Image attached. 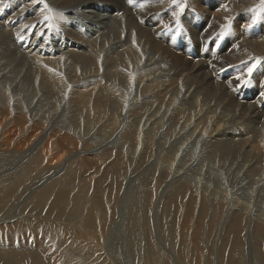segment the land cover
Returning a JSON list of instances; mask_svg holds the SVG:
<instances>
[{
	"label": "rangeland",
	"instance_id": "rangeland-1",
	"mask_svg": "<svg viewBox=\"0 0 264 264\" xmlns=\"http://www.w3.org/2000/svg\"><path fill=\"white\" fill-rule=\"evenodd\" d=\"M29 1L30 0H25V1L24 0H0V3L4 2L3 3V9L0 11V21H2L3 24H5V22L7 21V20L4 21L5 19H3V18H2L3 20H1V16H2L1 13L3 11H7V8L9 11L7 13V15L9 17L18 16L15 19V24L17 23L15 28L22 30L20 37L23 38L22 42H23L24 51L27 52L26 48H29V46H30L29 50L33 51L31 53H34L35 54L34 56H36L34 58L38 60V65H36L35 67L30 66V68L32 70H34V71H32L33 73H31V75H30V76H32V78H31L32 89L31 90L29 89L30 91L27 89V87H25V86L22 87V79H23L24 75L21 72H17L15 74L12 71H9L8 74L5 76L6 78H8L9 80H12L14 82L11 88L15 87L14 89H16L18 87V89L16 90L18 93V98H20L22 100L24 107H26V108L34 107L37 105L38 102L41 101L40 106L42 108L39 107V109L42 110L41 112H44L43 113L44 117H46L47 115L50 117V119L48 116L46 118L50 123L47 121V124H45V122H44L45 128H43V129H45L46 131L49 128V126H51L52 122L55 121V118L57 117L56 115H59V114H61V121H64L67 124H72L74 119L79 120V122L81 124L87 123L85 121V119L88 118V119H90L89 123H93L95 126H98V125L101 126V124L108 126L106 128L107 132L110 131V129L114 126H117V129L114 131V133H112L113 135L110 139V143H109L110 145L109 146H112V148H109V146H108L106 148V152H98L99 153L98 154L96 152L97 147L95 146L96 145L95 143L99 142L101 144H104L106 142V141H104L105 139L104 138L101 139V137L99 135L98 136L95 135L96 133L94 132V128H96V127L95 126L93 127V124H92V130L93 131H89V129H88V132H87V129L82 127L81 135L78 139V146L79 145L81 146V144L88 145V148H90L89 152H87L88 155H87V153H81V151L78 147L77 149L72 150L71 154L72 153L75 154L79 160L76 158H73V157H66V156H64L62 158V160L65 159V161L63 162L64 164H65V162H74L76 167H78L83 163L84 159L89 157L90 154L93 155L92 158L98 163L94 164L93 165L94 167H93V166H91V164L89 162H87L85 167L81 171L83 176H85L86 174H89L91 176H95L94 180L90 182L88 190H86L87 184L83 183L84 181H79L78 183L75 182V184H77L76 186L74 185V182H73V185L75 187H77V188H75V190L72 188V186H73L72 182H70L71 185L67 186L69 188L68 192H65V191L63 192L61 190L62 186L60 187L59 184L60 183H62V184L67 183V181H69L70 179H67L66 181L63 179H61V180L58 179L62 175L61 174L62 172L59 173L60 175L57 174L55 179H51L52 177H49L51 175V173L48 175V172H47L48 170L45 171L44 166H42V164L33 165V167L31 168L32 170H30V171L28 170V172H30V173H28V172L23 173V175L25 174L24 178L26 179L25 180L23 178V181L25 180L24 181L25 184L23 183V181H22V183L19 182V181H21L23 176L21 177V175H20V177H19V175L16 173L17 169H19L18 167H16V169H15V168H13V165H9L8 168L6 167L7 169L5 167H4L5 168L4 169L2 166V170L0 172L4 171L3 174H5L6 177H8L9 174L10 175L12 174L11 177L14 180L10 179L11 178L10 176L8 178H6V177H4L3 174L0 175V177H2L1 182H0V204H1L0 205V226H1L0 227V264H15L14 262L17 259L18 260L16 261V264H116V262H117V264H125V263L126 264H198V263L199 264H231V261L229 260V259H232L229 257L230 251L231 252L234 251V253H235L234 256H235L236 262L233 261V264H264V184H263L264 183V162L261 165L259 159L250 158V155L254 154V152L251 154L249 152L251 146L250 147L247 146L245 148L247 151L245 150L243 152L248 154L247 159L250 158L249 162H250L252 169H254V171L259 170L261 172L257 174L258 176L256 175L255 177H253L252 172H254V171H252V172L250 170L247 171V165L248 164L246 163V161L245 160H239V161L236 160V161H234V163L236 162L235 165L231 164L229 166V168L232 170V173L234 175H236V178H235L236 184L233 185L232 187H230L229 182L227 180L228 177L223 174V171H221L222 170L221 167H223V166L225 167L226 165H227L226 167H228V164L223 162L225 165H222V163L220 164L219 160H217V159L216 160L214 159L215 160L214 161L213 160L214 156H211V153L208 151L209 145L205 141L206 137H204L207 135H205V130L201 129L203 127L207 128L206 125H204V126L198 125L197 128H199V127L200 128L199 129L196 128L194 131L191 128H189L186 132H184V133L182 132L183 134L180 137L181 139L177 138L178 135L181 134V131H179V133H175L176 131L180 130V128L178 127V125H175L174 119H172L170 121L167 129L173 127L174 128L173 134L175 133V137L170 134L169 130H168L169 134L166 133L165 132V126L162 125L163 122L164 123L166 122L165 125L168 124L166 121V115L170 110V106L174 105L176 108L178 107V104H176V102L178 100L175 101L177 98L176 94L179 97L184 98L183 101L191 99L192 100L191 102L193 105H195V103H197V102L201 103L203 101H208L205 98V92H203V90H201V88H203L204 85H202V83L199 81L200 78L202 81H204L203 84L209 83V87H210L211 91L215 92V93L213 92L214 95L212 94L213 95V97L211 99L212 101L215 98V96H216L215 100L218 99L219 96H225V97L227 96V97L231 98L230 101L234 102V105L236 106L234 108V110L231 108H228V111L224 113L225 116L227 115L226 116L227 119H230V118L232 119L234 117L238 118V116H239L238 112H240L241 110H243V111L249 110L248 112H250V114H251V112L254 110V107L257 106L262 99H264V52L261 51V53H262L261 54L259 51L252 48L254 46L248 45L249 48L245 49V50L250 51V53H249L250 55H249L242 48L243 44H244L243 47L245 48V43L254 44V42H255V44H260L261 42H264V5L261 4V0H248V1L243 0L244 2H241L242 0L241 1L240 0H205V2H204V0H197V1L196 0H176L175 3L173 2V0H168L167 2H166V0H146L145 2L150 1V3H147V4L141 3L140 6H138V7H142V8L147 7V8H145L147 10L146 25H144L145 23L144 24L141 23V21H139L140 19H137L138 17H135V14H133L132 16L135 18L132 17V21L130 20L131 22L129 23V26H130V24H133V26L132 25L130 26L131 34L130 33L129 34L131 36H129V38H128V44H127L128 47H125V45H124V47H122L123 49L118 48L116 51L117 54L115 53L117 56L121 57V55H124L123 57L124 58L126 57L125 60L123 61L124 63L122 64L123 67L122 66L120 67V65H118L120 68V71H119L118 66L115 65L114 62L111 60L112 57H114L113 55H115V54L108 51L102 45H100V49L103 50L102 54H99L98 52H94V51H100L99 49L93 50V48L89 49L88 47H85V48H87L89 50L81 48V49H79V52H73L75 55L80 54L79 56L84 57L85 59L90 58V60H92V61L94 60L95 64L92 62V64L85 65L84 70H83L82 66L74 63V58L72 57V55H67V56L61 57L63 60L60 59L59 57L52 58V59L48 60V59H44V58H41L40 56H38L39 55L38 52L41 50V47H40L41 41L43 39L47 40L50 37H53L55 39V41L57 42V45H59V46H56L59 52H61L62 47H64L65 51L71 50L72 47L69 48V46H72V45H69V43H68L69 42L68 35L66 33H59L58 32V29L60 28L59 23H58L59 20H57L53 17L52 12L54 9V11H57V12L59 11L58 13H61L60 15H66L67 13H65V12L72 11L74 13L76 8H75V6L66 7V6H71L70 3L69 4L65 3V6L58 5L57 7L54 8L50 1L44 0V3H47L49 8L52 9V11L49 12L47 9H44L43 3H34L33 0H31L30 2ZM156 1H158L157 4H156ZM12 2H14V4ZM152 3H153L154 7L153 6L150 7V5ZM191 3H192V5H191ZM235 3H237V4H235ZM148 4H150V5L148 6ZM161 4H162V6H161ZM164 4H166V5H164ZM10 5H11V7H10ZM88 5H85L83 7L85 8ZM90 5H91V7H89L88 9L94 10L96 13H100V11L102 13L103 12L107 13V11L105 10V7H106L105 3L95 1L93 3L91 2ZM144 5H146V6H144ZM179 5H183L182 10L179 7ZM238 5H239V7H238ZM99 6H100V8H99ZM70 8H74V9H70ZM98 8H99V10H98ZM108 8L111 9V12L114 9L113 7H110V6ZM158 10H159V12H158ZM218 10L220 12H218ZM221 10H222V12H221ZM248 12H250V14H247ZM175 13H179V16L177 17L176 15H174ZM213 13L215 15H213ZM219 13H221V15H219ZM257 13H259L260 18L257 20L256 25L254 24L251 28H248L246 25L250 24L253 16L257 15ZM75 14H76V16H79L77 11ZM172 14H173V16H172ZM187 14H189V16ZM105 15L107 17L109 16V14H105ZM45 16L53 17V19L51 20L53 27H51V28L48 27L49 22L44 21ZM152 16H154V18ZM227 16H229V17H227ZM75 19L77 20L78 24H80V25L85 26V23L87 24V22L84 23L83 19H81L79 17H75ZM172 19H174V20H172ZM215 19H216V21H215ZM225 19H227V20L225 21ZM247 20H248V22H247ZM190 21H192V22H190ZM152 23H154V24H152ZM212 23H214V24H212ZM5 25H8V27L13 26L12 23L5 24ZM9 25H11V26H9ZM26 25L28 26L27 28H25ZM226 25H227V28H225ZM72 26H73L72 30H74L75 28H79L77 24H73ZM86 26H88V25H86ZM153 26L156 27L157 29L154 28ZM99 27H100V29H102V28H105V25L100 24ZM139 27H140V30H139ZM15 28H13V29H15ZM148 28H149V30H148ZM243 28L246 30H244ZM135 30L137 33L135 32ZM146 30H148V31L146 32ZM213 30H214V34L212 32ZM117 31H118L119 36L121 34L123 35V33L125 32V30L123 28H119V29H117ZM120 31H121V33H120ZM141 31L142 32L144 31V32L142 33ZM139 32L142 33L141 34L142 36L140 35ZM222 32L224 33L223 36H221ZM98 33L99 32H96V34H98ZM103 33H105V32H103ZM177 33H179V34H177ZM0 34H3V33H0ZM61 34H64V38H61ZM164 34H166V35H164ZM3 35H5V34H3ZM158 35L160 38L158 37ZM130 37H131V41H130ZM95 38H99L98 40L100 41V44L104 43L105 41L108 40L107 34H102L101 36L95 37ZM104 38H106V39L104 40ZM212 38L215 40H213ZM147 39H148V41H147ZM136 40H138V41H136ZM151 40H152V42H151ZM235 40L238 42H236ZM72 42H76V43L80 44V41H78V40H76V41L73 40ZM145 43L148 44V46L145 45ZM233 43H235V44L239 43L238 47L236 45H235L236 46L235 47ZM140 44H141V46H140ZM159 44H160V46H159ZM80 45H78V46H80ZM135 45H137V46H135ZM143 45H144V47H143ZM157 45H158V47H157ZM81 46H83V45H81ZM145 46L147 48H145ZM230 46H231V48H230ZM239 47L241 49H239ZM140 48L143 50H141ZM236 48H238L240 50V52H238L239 50ZM207 49L210 51V53L208 52ZM1 50H3V48H0V53L2 54L3 52ZM90 50H92V52L86 53V51H90ZM127 50H128V53H127ZM133 50H135L137 52L139 50V52L135 53V51H133ZM148 50H149V52H148ZM45 51H47V50H45ZM81 51H83V53ZM155 51L157 52V54H155L156 53ZM233 51H234V53H233ZM158 52L160 54H158ZM162 52H164V53H162ZM140 53L141 54L143 53V54L141 55ZM220 53L223 55H220ZM240 53H245L246 55H244L242 58H239ZM134 54L137 56L136 60H138L140 63L137 61V64H136V60H135L136 56L134 57ZM149 54H150V56H149ZM91 56H93V57H91ZM152 56H153V58H152ZM163 56H164V59H163ZM205 58L206 59L208 58L207 59L208 61ZM2 59H4V58H2ZM29 60H30V58H29ZM128 60H130V61H128ZM175 60H176V62H175ZM205 60H206V62H205ZM125 61H127V62H125ZM214 61L218 62L219 64L214 63ZM241 61H244V62H241ZM253 61H256V63H255L256 66L253 69L251 75H248V72H247L248 68L247 67H250L254 63ZM150 62H151V64H150ZM232 62L233 63L235 62L236 65L233 64ZM129 63H131L133 67ZM147 63H148V65H147ZM197 63L199 65V71L193 72L194 64H197ZM221 63H222V65H221ZM127 64H129V65L127 66ZM166 64H168V65H166ZM241 64H242V67H241ZM190 65L192 66L191 68H190ZM262 65H263V67H262ZM161 66H162V68H161ZM172 66H173V68H172ZM98 67H100V68H98ZM131 67H132V72H130ZM156 67L161 68V70H162L161 73L164 74L163 72H165V75H167V77H164L163 79H160V78L152 79V77L154 76V72L156 73V70L158 69ZM163 67H165V68H163ZM90 68H92V69H90ZM124 68H126V69L128 68V70L125 69L126 72H123ZM242 68L243 69L245 68V69L243 70ZM149 69H150V71H149ZM163 69H165V70L168 69V71L167 70L165 71ZM178 69H179V71H178ZM190 70H191V72H189ZM80 71H82V72H80ZM135 71H136V73H134ZM223 71H224V73H223ZM139 72H140V74H139ZM149 72L150 73L152 72V75L147 77ZM233 72L236 74H234ZM119 73H120V75H119ZM204 73H207V74H204ZM215 73H217V74H215ZM256 73L258 74V76H260L259 78L256 75ZM35 74H36V76H33ZM144 74L145 75L147 74V75L145 76ZM141 75H143V76L140 77ZM125 76H126V78H125ZM129 76H130V78H129ZM52 77L53 78L55 77V79L53 80ZM177 77L178 78L180 77V78L178 79ZM184 77H185V79H184ZM57 78H58V80H57ZM87 78H88V80H90V83L84 84L87 81ZM45 79H49V80L47 81ZM62 79L65 81H63ZM42 80L44 83L47 81V84H43ZM68 80H70V81H68ZM112 80L114 81V83L112 82ZM117 80H118V82H117ZM151 80H154L156 82H152ZM228 80H230V82ZM245 80L247 81L246 84L243 83V81H245ZM59 81H60V83H58ZM61 81H63V82H61ZM179 81H180V83H179ZM68 82H70L69 85H67ZM49 83H50V85H48ZM181 83H183V84H181ZM230 83H232V84H230ZM54 84L55 85L57 84V85L55 86ZM115 84H119V85H115ZM70 85H71V87H70ZM147 86H150L148 88V90L150 89L149 94L151 93L152 94L151 96L146 92ZM155 86L158 87V89ZM189 86H191V88H189ZM49 87H50V89H49ZM66 87H69V88H66ZM124 87L127 90L124 89ZM230 87L232 90L230 89ZM235 87L239 88L238 90H239V96H240V97L237 96L236 99H235V93L233 90ZM43 88H44L45 93H47V94L43 93L44 92L42 90ZM56 88H58V89L56 90ZM62 88L66 89V90H63ZM187 88H189V89L187 90ZM56 91H61L60 92L61 95H59V93L57 94ZM105 91H107V92H105ZM49 92L50 93L53 92V93L50 94ZM62 92H63V94H62ZM159 93H161V94H159ZM49 94H50V97H49ZM65 94L69 95L68 98H66L67 95H65ZM34 95H35V97H34ZM51 95L53 97L52 100H54V101L51 100ZM58 95L61 97H59ZM113 95L116 97L117 100H115ZM132 95L133 96L135 95L134 96L135 98L132 97ZM241 95H242V97H241ZM86 96H88V97L86 98ZM89 96H90L91 100H90ZM56 97L60 98V100ZM38 98H40V99H38ZM61 98L63 99V101H61L62 100ZM149 98L151 99V101ZM148 99H149V101H148ZM118 100H121V101H118ZM147 101L149 103H151V102L153 103L154 108L157 110L158 114L160 115L158 119H160L162 117V115H164L162 117L160 126H157V123H156L158 119L154 122L156 124L154 125L153 128H152V124H154V123H152V124L147 123L148 119H150V117H151V116L149 117V112L152 111V106H149V104H147ZM29 103H32V104L29 106ZM86 103H88V104H86ZM117 103L121 104V105H118ZM57 104H59V105H57ZM65 104H66V107H64ZM109 104L113 108H115V112H114L115 114L114 115L108 114ZM114 104H117L118 106L114 105ZM145 104H147V105H145ZM180 104H181V102H180ZM53 106H55V107H53ZM130 106H133V109ZM162 106H163V108H162ZM83 107H84V109H83ZM120 107L124 108V109H122L123 114H121V115L119 114L120 113ZM58 109H60V110H58ZM81 110H83V111H81ZM84 110H86V111H84ZM259 110L261 111L260 113H262L263 112L262 110H264V107L262 108V110L261 109H259ZM52 111H54L55 113ZM106 112H107V114H106ZM165 112H167V113L164 114ZM177 112H178V110L174 113L173 117L176 116ZM99 113L105 114V119L101 118V120H99L98 119L100 117ZM214 113H215V115H214ZM117 114H118L117 117H119V119H117V117H116ZM210 114L212 116V119H211L212 125H215L214 122L218 118V111L214 107H208L203 114L204 120L202 119V116H201L199 121H205L207 119V116ZM263 114H264V112H263ZM129 115H130V118H129L130 121H128ZM113 116L115 118H113ZM121 118H122V121H121ZM43 119H45V118H43ZM114 120H116V121L118 120V122H117L118 125H116ZM136 120H140V121L143 120L144 127L141 128L142 131H139L140 135H138V139H140L141 142L140 143L138 142V144L132 149L131 152H133V150L135 148H137V151H135V154H133V153L129 152V150L131 148V142L128 141V134H127L128 130L127 129L132 128V122L133 121H134V124H136V123L139 124V121L136 122ZM27 121H29L27 123L28 125H32L31 119H28ZM144 121H146V122H144ZM183 122H184V120H183ZM238 122L237 121L235 122L233 120L232 123H230L228 126V128L233 127V128H231V130H232V134L236 136L234 138L235 142H238V144H239L241 142V140L253 141L254 136H255L258 139H260L257 142H259V143L261 142V143L260 144H252V147L254 148L253 151L259 152V150L256 151V149H258L259 147H260V149L263 150V147H264V144H263L264 143L263 142L264 141V135H263L264 134V117H263V120L259 121L258 125H255V127H253V125L251 123H248L247 121H241L239 123ZM146 123H147V126L149 125L148 129H151L150 132L143 130L146 127L145 126ZM190 123H191V121H190ZM233 125H235V126H233ZM123 126H126L125 131H127V133H125V131L122 129ZM207 126H208V124H207ZM219 128H220V126H219ZM233 129H235L237 131L240 130V132L239 131H238L239 133L237 131L235 132V130H233ZM198 130H200V131H198ZM249 130H250V132H249ZM253 130H255L256 132L255 131L252 132ZM43 133H45V132H43ZM156 133H157V135H156ZM185 133H188V134H185ZM253 133H256V134L253 135ZM240 134H242V135H240ZM250 134L253 135V138L251 137L252 135H250ZM143 135H145V137H146L145 143L143 141V139H144ZM244 135H247L248 137H246ZM189 136L191 137V139ZM86 137H88V138L90 137V139L85 140ZM119 137H120V139H119ZM175 138H177V139H175ZM262 139H263V141H262ZM172 140H173V142H172V145H173L172 146V153H171V151H168L167 156H166V149L165 148H168L166 146ZM179 140H181V141H179ZM226 140H225V142L228 143ZM158 141L160 143H157ZM194 141L196 142L197 147H199V148L196 147L193 151L191 149L189 143L194 142ZM120 142L124 143L123 147H121ZM132 142L134 143V141H132ZM254 145H257V147L255 148ZM193 146H195V145H193ZM88 148L85 149V151H87ZM186 148H187V150H186ZM98 149H100V147H98ZM176 150L178 152H176ZM262 150H260L259 153H261ZM0 151H3V150L0 149ZM28 152L29 151L22 152V154L18 153L17 157L12 156L10 158V161H12L15 158L16 162L19 161L18 163L20 165L21 162H20L19 158L21 155H25L23 157L24 159L22 158V160H21L22 162L27 161L31 157L30 154L26 155ZM90 152H93V153H90ZM160 152H162V154ZM115 153H118L119 156H121L122 154L123 155L125 154V155L121 156V162L114 171L105 173L106 166L115 161V157H116ZM174 153H176V154L173 155ZM188 153L192 156L187 157L189 155ZM200 153L202 154V158H200ZM183 154L184 155L186 154V162H181V158H182L181 155H183ZM52 156L53 157L61 156V153L59 150L54 151L52 153ZM133 157H136V158H133ZM140 158L143 162L141 160H139ZM159 158H161V160ZM56 159H58V158L56 157ZM103 159H106V161L102 162ZM258 160H259V162H258ZM62 164H60V165H62ZM121 164H122V166L124 165L123 168L121 167ZM240 164L243 165V168H244L243 169L241 167L242 168L241 172L236 170V167L239 166ZM152 165H153V167H152ZM134 166H135V168H134ZM172 166H174V167H172ZM210 166L212 167V169ZM91 167H92V169H91ZM215 169H217V170H215ZM58 170H61V168L59 167ZM65 170L66 169H64L63 171L65 172ZM184 170H186V171H184ZM144 171H145V173L143 175L142 174L140 175V173L144 172ZM213 171H215L216 173ZM12 172H14V173H12ZM119 172H121L122 174ZM175 172H177V174H179V175L182 173L179 178H182L181 180H183V181L186 180V183L191 184L190 185L191 187H189V189L185 193H181L182 196L180 194L175 196L173 198V202L170 203L169 201L172 197H169V195H163V192H164L163 187L166 188L168 182L175 176V174H174ZM209 172H211V173L213 172L212 176L214 174H215V176H217L216 177L218 179V180H216L217 184H220V188L222 189V191H224L222 194L211 192L210 185L205 187V183L209 179V178L207 179L205 174H208ZM243 172L245 173L247 178L246 177L243 178V176H244ZM14 174L18 175V176H15ZM30 175L32 178L30 177ZM118 175H119V177H118ZM120 175H121V177H120ZM166 176H168V177H166ZM14 177L15 178L17 177V178L15 179ZM74 177H76V178L79 177L77 175V172H74ZM250 177L252 179H255V184ZM206 179H207V181H206ZM16 180L17 181L19 180L18 182L20 184ZM49 180H51V181H49ZM213 180L214 179H212V181ZM53 181H56V183H54ZM188 181H191V182L189 183ZM48 182H49V184H48ZM52 182H53V184H52ZM92 182H95V183H93V186L91 185ZM218 182H221V183H218ZM28 184H30L31 186ZM37 184H39V185H37ZM251 184H254V186H255L254 187L255 189H253L252 191L249 190L251 187ZM32 185H33V187H32ZM53 185H55V186H53ZM29 187H30V189H29ZM257 188L260 191V192L257 191L258 194L256 193ZM36 190L39 192H36ZM57 193H58V195H57ZM35 194H38L37 195L38 197ZM61 194L64 196H59ZM55 195H57V196H55ZM139 195H141V197H140V200L138 201L137 197ZM203 195L205 196V198L207 197L206 203H207L208 208L202 206L203 205V203H202L203 202ZM54 196L56 198H54ZM209 197H211V198H209ZM115 198H116V201H115ZM233 198H235V201L239 200L240 202H245V205L248 207V209L246 210V213L243 215L246 218L242 219V221H243L242 223H244V225L241 223V227H240L241 231L236 234L235 239H234V236L228 237L229 235H228L227 229L229 227V225H228L229 221H227V218L225 216L226 215V213H225L226 209H224L222 207V206H224L225 208L226 207L228 208L229 206H231L230 204L233 201ZM55 199L56 200L58 199L59 202L56 201ZM84 199H85V201H84ZM210 199H214L215 203L218 206V209L216 208V210L214 212L212 211L213 209L211 206ZM106 200L109 201L108 204H104ZM28 201H29V203H28ZM168 202L170 203V205L168 204ZM17 203H18V205H17ZM56 203H58V204H56ZM132 203H134V204H132ZM67 206H68V208H67ZM8 207L10 209H8ZM26 208H27V210H26ZM57 208H59V209L57 210ZM87 208H88V211H87ZM203 208H206V209L203 211ZM62 209H64L63 210L64 213H63ZM94 209H95V211H94ZM31 210H33V211H31ZM67 210L69 211V213ZM130 210H131V213H130ZM10 212H11V214H10ZM28 212H30L31 214ZM39 212H41V213H39ZM58 212H61L62 215ZM14 213H16V214H14ZM37 213H39V215ZM63 214H65L66 217L63 216ZM88 214H90V217H93L94 219L99 220V223H98V221L94 220L93 218H90ZM209 214H213L214 216H211V215L209 216ZM254 214H255V216L257 215V217H260V216H258L260 214L261 215L260 218L262 219V221L260 218H257L254 221L250 220L254 217ZM44 216H46V217H44ZM102 216H106L108 219H110L112 222H114L113 225H110V223H105ZM61 217L63 218V220L60 221ZM67 217H70L71 221H70V218L67 219ZM84 217L87 220L84 219V221H83ZM202 217H203V219H202ZM210 217H211V219H210ZM29 218H31V220ZM37 218L40 221L39 220L37 221ZM88 218H89V220H88ZM48 219H49L48 222L51 223V226L47 222ZM91 219L93 222L91 221ZM86 221H88L87 222V223H89L88 225L86 223H84ZM89 221L91 222V226L93 225L92 227L90 226ZM216 221H217V223H216ZM247 221H249V222H247ZM251 221H253V222H251ZM14 222L20 226H17V224H15ZM35 222H38V223H35ZM132 222H134V223H132ZM222 222H224V223H222ZM262 222H263V224H261ZM12 223H13V225H12ZM31 223H34V224H31ZM56 223L59 226L56 225ZM181 223L183 224V234L187 233L184 231V229L187 231L186 226L195 225V226H193L194 230H196V234H195L196 240L194 242L197 244L198 249L196 248V250H195V249L191 248L190 243L187 242L188 241L187 239H185L186 235L185 234L183 236L181 235V233H182ZM198 223H200V225ZM253 223H254V225H253ZM259 223H260V225H258ZM29 224L32 227H30ZM246 224L247 225L249 224L248 229H247V227H244V226H246ZM6 225H8L9 227ZM71 225L75 226V227L73 226V232L71 231V229H72ZM197 225H199V226L197 227ZM15 227L16 228L18 227V229H16ZM51 227L52 228L54 227V228L52 229ZM4 228H6V229H4ZM27 228H29V229H27ZM122 228L125 230L126 233H129L131 228H132V230H135V231L138 229L136 232L137 237L132 236V239H129L130 238V234H129V237L127 238L128 239L127 240L126 236H124V233H123L124 230L122 231ZM192 228H191V230H192ZM200 228L202 229V231H199ZM244 228H246V229H244ZM79 229H81V230H79ZM91 230L93 232H90ZM253 230H254V232H253ZM84 232H85V235H84ZM257 232H259V233H257ZM68 233H69V235H68ZM188 233H191V231H189ZM107 234L109 235V237H107L108 236ZM223 234L225 235V237L223 236ZM126 235L128 236V234H126ZM226 236H227V238H226ZM140 237H142V238H140ZM182 237H184V240H186V241L182 240L183 239ZM35 238H36V240H34ZM37 238L39 240L41 239L40 240L41 242L38 241ZM105 238H107V240H105ZM44 239H46V240L43 241ZM140 240H141V242H140ZM11 242H13L14 245ZM47 242H48V244H47ZM198 242H200V243H198ZM23 243H25V244H23ZM41 243H43L42 245L44 248L41 249V251H40L41 255H40V254H38V252H36V250H37L36 247L40 250V247H42V246L41 245L39 246V244H41ZM100 243L102 244V246ZM36 245H38V246H36ZM89 245H90V248H89ZM105 245H106V247H105ZM2 247H3V249H2ZM46 248H48V249H46ZM201 248H202V250H201ZM4 249H6L7 251ZM16 249L18 252L16 251ZM129 249H130V251H129ZM183 249H185V251ZM221 249H222V251H221ZM42 250H44L45 253H44V251L42 252ZM223 250H224V252H223ZM19 251L22 253H20ZM27 251H29L31 254L29 252H28L29 254H27ZM8 252H10V253H8ZM18 253L20 255L22 254L21 255L22 258H20ZM26 254L29 257L26 256ZM12 255H14V256H12ZM153 255H154V258H153ZM200 256H201V258H199ZM14 257H16V258H14ZM37 257L39 259H37ZM134 257H136V258H134ZM33 258L35 259V262H32L34 260ZM113 258H114V260H113ZM42 259H43V262H41ZM11 260H13V262Z\"/></svg>",
	"mask_w": 264,
	"mask_h": 264
},
{
	"label": "bare ground",
	"instance_id": "bare-ground-1",
	"mask_svg": "<svg viewBox=\"0 0 264 264\" xmlns=\"http://www.w3.org/2000/svg\"><path fill=\"white\" fill-rule=\"evenodd\" d=\"M25 1V0H24ZM31 1V0H30ZM29 1V2H30ZM48 1H50L51 3H52V5H53V7L55 8V7H57L58 5H61V6H65V3H70V5L71 6H66V7H73V6H75V8H76V10H75V12L73 13L72 11H68V12H65V13H67L66 15H60L61 13H58L57 11H54V9H53V12H52V15H53V17L55 18V19H57V20H59L58 21V23H59V26H60V28L58 29V32L59 33H66L67 35H68V39H69V45H72V46H69V48L70 47H72L71 48V50H69V51H65L64 50V47H62L61 48V52H59L58 51V49H57V47L56 46H59V45H57V42L55 41V39L53 38V37H50L49 39H47V40H42L41 41V43H40V47H41V50L38 52L39 53V55L38 56H40L41 58H44V59H48V60H50V59H52V58H56V57H59L60 59H62L61 57H63V56H67V55H72V57L74 58V63H76V64H79L80 66H82V68H83V70H84V66L85 65H87V64H92V62L95 64V62H94V60L92 61V60H90V58L88 59V58H84V57H81V56H79L80 54H74L73 52H79V49H81V48H83V49H86V50H89V49H91V48H93V50H96V49H99L100 51H94V52H98L99 54H102L103 53V50H101L100 49V45H102L103 47H105L108 51H110V52H112L113 54H115L116 53V51H117V49L118 48H122V47H124V45H125V47H128V38H129V36H131L130 34H131V32H130V26L132 25L133 26V24H130V26H129V23L132 21V15L133 14H135V17H138L137 19H140L139 21H141V23H145L144 25H146V22H147V16H146V14H147V10L145 9V8H147V7H138V6H140V4L141 3H144V4H147V3H150V1H147V2H145L146 0H135V3L133 4V5H130L129 3H128V0H48ZM95 1H98V2H102V3H105L106 4V7H105V10L107 11V13L106 12H101L100 11V13H96L94 10H90V9H88L89 7H91V5H90V3L92 2H95ZM168 0H166V2H167ZM197 1V0H196ZM241 1V0H240ZM248 1V0H247ZM90 2V3H89ZM157 2L158 1H156V4H157ZM195 2V1H194ZM204 2H205V0H204ZM241 2H244L243 0L241 1ZM252 2V1H251ZM3 3L4 2H1L0 3V11L3 9ZM13 4H14V2H12ZM164 3V2H163ZM162 3V4H163ZM221 3V2H220ZM226 3V2H225ZM89 4V5H88ZM162 4H161V6H162ZM168 4V3H167ZM214 4V3H213ZM235 4H237V3H235ZM85 5H88L87 7H83V6H85ZM100 5V4H99ZM150 4H148V6H149ZM160 5V4H159ZM164 5H166V4H164ZM191 5H192V3H191ZM219 5V4H218ZM241 5V4H240ZM95 6V5H94ZM103 6V5H102ZM113 7L114 9H113V11L111 12V9L110 8H108V7ZM144 6H146V5H144ZM151 6H153V3L150 5V7ZM10 7H11V5H10ZM9 7V8H10ZM154 7V6H153ZM197 7V6H196ZM209 7V6H208ZM218 7V6H217ZM229 7V6H228ZM238 7H239V5H238ZM245 7V6H244ZM34 8V7H33ZM62 8V7H61ZM99 8H100V6H99ZM99 8H98V10H99ZM102 8V7H101ZM159 8V7H158ZM189 8V7H188ZM214 8V7H213ZM212 8V9H213ZM247 8V7H246ZM253 8V7H252ZM16 9V8H15ZM32 9V8H31ZM41 9V8H40ZM70 9H74V8H70ZM38 10V9H37ZM232 10V9H231ZM236 10V9H235ZM251 10V9H250ZM36 11V10H35ZM44 11V10H43ZM76 11H77V13L79 14V16H76ZM192 11V10H191ZM195 11V10H194ZM254 11V10H253ZM9 11H8V8H7V11H3L1 14H2V16H1V20H3V19H5L4 21H6L5 22V24H10V23H12L13 24V26L12 27H8V25H5V24H3V22L2 21H0V33H3V34H5V35H3V34H0V48H3V50H1L3 53L1 54L0 53V149H2L3 151H0V171L2 170V166H3V168L5 167H7L8 168V166L9 165H13V168H15L16 169V167H18L19 169H17V171H16V173L19 175V177H20V175H21V177H22V179H21V181H19V182H21L22 183V181H23V178H24V176H25V174L23 175V173H27L28 172V170L30 171V170H32L31 168L33 167V165H40V164H42V166H44V170L45 171H47L48 172V175L51 173V175L49 176V177H52L51 179H55V177L57 176V174H59V173H61L62 175L58 178V179H63V180H67V179H70L69 181H67V183H64V184H62V183H60L59 184V186L61 187L62 186V191L64 192H68V185L70 186L71 185V183L70 182H72V185H73V182H74V185L76 186L77 184H75V182L76 183H78L79 181H84L83 183H86L87 184V188H86V190H88L89 189V185H90V182L91 181H93L94 180V178H95V176H91V175H89V174H86L85 176H83L82 175V173H81V171H82V169L85 167V165H86V163L87 162H89L90 164H91V166H93L94 164H96V163H98V162H96L93 158H92V154H90L89 155V157L88 158H86V159H84V161H83V163L80 165V166H78V167H76V165L74 164V162H65V164L63 163L64 161H65V159L64 160H62V158L64 157V156H66V157H73V158H76V159H78L77 158V156L75 155V154H71V151L72 150H74V149H77L78 147H79V149H80V151H81V153H87V152H89V150H90V148H88V145H84V144H81V146L79 145L78 146V139H79V137H80V135H81V131H82V127H84L85 129H87V132H88V129H89V131H93L92 130V124L93 123H89L90 122V119H88V118H86L85 119V121L87 122V123H83V124H81L80 122H79V120H76V119H74V121H73V123L72 124H67L66 122H64V121H61V114H59V115H56L57 117L55 118V121H53L52 122V124H51V126H49V128L47 129V131L45 130V129H43V128H45V124H47V116L46 117H44L43 116V113L44 112H41L42 110H40L39 109V107H41L40 106V102H38L37 103V105L36 106H34V107H29V108H26V107H24V105H23V103H22V100L20 99V98H18V93H17V89H18V87L16 88V89H14V88H11L12 87V85H13V81L12 80H9L8 78H6L5 76L8 74V72L9 71H12L13 73H17V72H21L23 75H24V77H23V79H22V87L23 86H25V87H27V89L29 90H31L32 89V86H31V78H32V76H30L31 75V73H33L32 71H34V70H32L31 68H30V66H36V65H38V60L37 59H35L34 57H36V56H34L35 54L34 53H31V52H33L32 50H29L30 49V46H29V48H26V50H27V52L26 51H24V47H23V42H22V37H20L21 36V29H17V28H15L16 27V25H17V23L15 24V19L18 17V16H14V17H9L8 15H7V13H8ZM45 12V11H44ZM158 12H159V10H158ZM218 12H220L219 10H218ZM221 12H222V10H221ZM118 13V14H117ZM215 13V12H214ZM213 13V15H215ZM105 14H109V16L107 17ZM156 14V13H155ZM229 14V13H228ZM227 14V15H228ZM241 14V13H240ZM244 14V13H243ZM247 14H250V12H248ZM175 15V14H174ZM188 16H189V14H187ZM219 15H221V13H219ZM232 15V14H231ZM32 16V15H31ZM61 16L63 17V18H61ZM172 16H173V14H172ZM185 16V15H184ZM217 16V15H216ZM253 16V15H252ZM75 17H79V18H81V19H83V21H84V23L85 22H87V24L85 23V26H83V25H80V24H78V22H77V20L75 19ZM135 17H133V18H135ZM153 18H154V16H152ZM175 17V16H174ZM227 17H229V16H227ZM3 18V19H2ZM193 18V17H192ZM215 18V17H214ZM218 18V17H217ZM216 18V19H217ZM223 18V17H222ZM216 19H215V21H216ZM224 19V18H223ZM243 19V18H242ZM241 19V20H242ZM248 19V18H247ZM131 20V21H130ZM152 20V19H151ZM172 20H174V19H172ZM227 19H225V21H226ZM214 21V20H213ZM219 21V20H218ZM190 22H192V21H190ZM220 22V21H219ZM245 22V21H244ZM247 22H248V20H247ZM250 22V21H249ZM19 23V22H18ZM137 23V22H136ZM251 23V22H250ZM73 24H77L78 25V27L79 28H75L74 30H72V28H73ZM100 24H103V25H105V28H102V29H100V27H99V25ZM135 24V23H134ZM148 24V23H147ZM152 24H154V23H152ZM212 24H214V23H212ZM243 24V23H242ZM42 25V24H41ZM86 25H88V26H86ZM142 25V24H141ZM168 25V24H167ZM216 25V24H215ZM222 25V24H221ZM255 25H256V23H255ZM2 26V27H1ZM9 26H11V25H9ZM143 26V25H142ZM148 26V25H147ZM213 26V25H212ZM247 26V25H246ZM137 27V26H136ZM141 27V26H140ZM140 27H139V30H140ZM154 27V26H153ZM13 28H15V29H13ZM119 28H123L124 30H125V32L123 33V35L121 34L120 36L118 35V31H117V29H119ZM154 28H156V27H154ZM246 28V27H245ZM136 29V28H135ZM138 29V28H137ZM144 29V28H143ZM147 29V28H146ZM151 29V28H150ZM153 29V28H152ZM157 29V28H156ZM244 29V28H243ZM138 30V31H139ZM148 30H149V28H148ZM148 30H146V32L148 31ZM187 30V29H186ZM244 30H246V29H244ZM263 30V29H262ZM102 31V32H101ZM259 31V30H258ZM96 32H99L98 34H96ZM103 32H105V33H103ZM135 32H136V30H135ZM142 32V31H141ZM139 32L140 33V35L144 32ZM145 32V33H146ZM155 32V31H154ZM213 32V34H214V30L212 31ZM232 32V31H231ZM120 33H121V31H120ZM130 33V34H129ZM137 33V32H136ZM144 33V34H145ZM156 33V32H155ZM209 33V32H208ZM58 34V33H57ZM102 34H107V38H108V40L107 41H105L104 43H101L100 44V41L98 40L99 38H95V37H99V36H101ZM212 34V33H211ZM228 34V33H227ZM259 34V33H258ZM139 35V34H138ZM146 35V34H145ZM164 35H166V34H164ZM207 35V34H206ZM246 35V34H245ZM255 35V34H254ZM142 36V35H141ZM153 36V35H152ZM212 36V35H211ZM232 36V35H231ZM146 37V36H145ZM158 37H159V35H158ZM61 38H64V34H61ZM133 38V37H132ZM136 38V37H135ZM160 38V37H159ZM250 38V37H249ZM259 38V37H258ZM106 38H104V40H105ZM134 39V38H133ZM139 39V38H138ZM146 39V38H145ZM152 39V38H151ZM213 39V38H212ZM236 39V38H235ZM253 39V38H252ZM256 39V38H255ZM254 39V40H255ZM30 40V39H29ZM73 40H78V41H80V44L81 45H83V46H81L80 44H78V43H76V42H72ZM213 40H215V39H213ZM251 40V39H250ZM40 41V40H39ZM130 41H131V37H130ZM136 41H138V40H136ZM141 41V40H140ZM147 41H148V39H147ZM225 41V40H224ZM236 41V40H235ZM234 41V42H235ZM246 41V40H245ZM256 41V40H255ZM261 41V40H260ZM62 42V41H61ZM151 42H152V40H151ZM150 42V43H151ZM236 42H238V41H236ZM244 42V41H243ZM135 43V42H134ZM138 43V42H137ZM226 43V42H225ZM232 43V42H231ZM28 44V43H27ZM227 44V43H226ZM234 44V46L236 45L237 47H238V44H235V43H233ZM78 45H80V46H78ZM134 45V44H133ZM145 45H147L148 46V44H146L145 43ZM228 45V44H227ZM248 45H252V46H254V47H252L253 49H255V50H257V51H259L260 53H261V51H263L264 52V42H261L260 44H255V42H254V44H247V43H245V48L243 47L244 46V44H243V46H242V48L244 49V51H246V53H250V51L249 50H245V49H248L249 48V46ZM98 46V47H97ZM135 46H137V45H135ZM139 46V45H138ZM140 46H141V44H140ZM159 46H160V44H159ZM235 46V47H236ZM241 46V45H240ZM85 47H88L89 49H87V48H85ZM131 47V46H130ZM143 47H144V45H143ZM157 47H158V45H157ZM156 47V48H157ZM135 48V47H134ZM142 48V47H141ZM140 48V49H141ZM145 48H147L146 46H145ZM160 48V47H159ZM208 48V47H207ZM213 48V47H212ZM230 48H231V46H230ZM123 49V48H122ZM131 49V48H130ZM137 49V48H136ZM135 49V50H136ZM236 49H238V48H236ZM239 49H241L240 47H239ZM238 49V50H239ZM45 50H47V51H45ZM120 50V49H119ZM135 50H133V51H135ZM141 50H143V49H141ZM147 50V49H146ZM151 50V49H150ZM208 50V49H207ZM213 50V49H212ZM222 50V49H221ZM45 51V52H44ZM84 51V50H83ZM83 51H81L82 53H83ZM152 51V50H151ZM165 51V50H164ZM226 51V50H225ZM242 51V50H241ZM252 51V50H251ZM256 51V52H257ZM68 52V53H67ZM87 52H92V50H90V51H86V53ZM137 51H135V53H136ZM138 52H139V50H138ZM137 52V53H138ZM144 52V51H143ZM147 52V51H146ZM148 52H149V50H148ZM156 52V51H155ZM208 52L210 53V51L208 50ZM221 52V51H220ZM231 52V51H230ZM238 52H240V50L238 51ZM237 52V53H238ZM81 53V54H82ZM127 53H128V50H127ZM162 53H164V52H162ZM233 53H234V51H233ZM253 53V52H252ZM258 53V52H257ZM259 53V54H260ZM96 54V53H95ZM117 54V53H116ZM113 55L114 57H112V61L114 62V64L115 65H120V67L122 66V64L124 63L123 61L125 60V58L123 57L124 55H121V57L120 56H117V55ZM122 54V53H121ZM126 54V53H125ZM141 54V53H140ZM143 54V53H142ZM141 54V55H142ZM151 54V53H150ZM150 54H149V56H150ZM155 54H157V52L155 53ZM158 54H160L159 52H158ZM229 54V53H228ZM236 54V53H235ZM262 54V53H261ZM260 54V55H261ZM46 55V56H45ZM89 55V54H88ZM204 55V54H203ZM220 55H223V54H221L220 53ZM244 55H246L245 53H240L239 54V58H242ZM250 55V54H249ZM255 55V54H254ZM44 56V57H43ZM84 56V55H83ZM117 56V57H116ZM130 56V55H129ZM136 55L134 54V57H135ZM232 56V55H231ZM248 56V55H247ZM89 57V56H88ZM91 57H93V56H91ZM96 57V56H95ZM94 57V58H95ZM208 57V56H207ZM219 57V56H218ZM227 57V56H226ZM246 57V56H245ZM244 57V58H245ZM2 58H4V59H2ZM29 58H30V60H29ZM152 58H153V56H152ZM210 58V57H209ZM32 59V60H31ZM93 59V58H92ZM137 59V56L135 57V60ZM163 59H164V56H163ZM206 59V58H205ZM208 59V58H207ZM206 59V60H207ZM248 59V58H247ZM63 60V59H62ZM96 60V59H95ZM161 60V59H160ZM206 60H205V62H206ZM210 60V59H209ZM218 60V59H217ZM235 60V59H234ZM244 60V59H243ZM128 61H130V60H128ZM137 61L138 60H136V64H137ZM145 61V60H144ZM188 61V60H187ZM208 61V60H207ZM219 61V60H218ZM125 62H127V61H125ZM139 62V61H138ZM142 62V61H141ZM173 62V61H172ZM175 62H176V60H175ZM211 62V61H210ZM236 62V61H235ZM235 62L233 63V64H235ZM239 62V61H238ZM241 62H244V61H241ZM254 63H256V61H253ZM97 63V62H96ZM100 63V62H99ZM140 63V62H139ZM178 63V62H177ZM214 63H218V62H215L214 61ZM240 63V62H239ZM262 63V62H261ZM260 63V64H261ZM129 64H131V63H129ZM129 64H127V66L129 65ZM146 64V63H145ZM144 64V65H145ZM150 64H151V62H150ZM185 64V63H184ZM219 64V63H218ZM252 64V63H251ZM139 65V64H138ZM142 65V64H141ZM147 65H148V63H147ZM163 65V64H162ZM166 65H168V64H166ZM173 65V64H172ZM178 65V64H177ZM221 65H222V63H221ZM236 65V64H235ZM246 65V64H245ZM90 66V65H89ZM92 66V65H91ZM131 66H132V64H131ZM158 66V65H157ZM183 66V65H182ZM186 66V65H185ZM207 66V65H206ZM33 67V68H34ZM123 67V66H122ZM133 67V66H132ZM132 67H131V70H130V72H132ZM167 67V66H166ZM176 67V66H175ZM189 67V66H188ZM187 67V68H188ZM192 66L190 65V68H191ZM226 67V66H225ZM230 67V66H229ZM233 67V66H232ZM241 67H242V64H241ZM262 67H263V65H262ZM93 68V67H92ZM92 68H90V69H92ZM98 68H100V67H98ZM118 68H119V66H118ZM130 68V67H129ZM156 68H158L157 70H156V73L154 72V76L152 77V79H156V78H160V79H163L164 77H167V75H165V72H163L164 74H162L161 73V68H162V66H161V68H159V67H156ZM163 68H165V67H163ZM172 68H173V66H172ZM185 68V67H184ZM224 68V67H223ZM228 68V67H227ZM248 68V67H247ZM246 68V69H247ZM88 69V68H87ZM125 69L126 68H124V71L123 72H126L125 71ZM175 69V68H174ZM173 69V70H174ZM218 69V68H217ZM243 69V68H242ZM245 69V68H244ZM243 69V70H244ZM122 70V69H121ZM126 70H128V68L126 69ZM160 70V71H159ZM163 70H165V69H163ZM167 71H168V69H166ZM165 70V71H166ZM189 70V69H188ZM262 70V69H261ZM119 71H120V68H119ZM149 71H150V69H149ZM176 71V70H175ZM178 71H179V69H178ZM185 71V70H184ZM195 71H199V65H198V63L197 64H194V67H193V72H195ZM80 72H82V71H80ZM92 72V71H91ZM129 72V73H130ZM182 72V71H181ZM189 72H191V70L189 71ZM255 72V71H254ZM259 72V71H258ZM86 73V72H85ZM84 73V74H85ZM89 73V72H88ZM134 73H136V71L134 72ZM133 73V74H134ZM213 73V72H212ZM223 73H224V71H223ZM234 73V72H233ZM21 74V75H22ZM139 74H140V72H139ZM179 74V73H178ZM188 74V73H187ZM204 74H207V73H204ZM203 74V75H204ZM215 74H217V73H215ZM234 74H236V73H234ZM240 74V73H239ZM20 75V76H21ZM119 75H120V73H119ZM127 75V74H126ZM130 75V74H129ZM145 75V74H144ZM147 75V74H146ZM145 75V76H146ZM152 75V72L150 73H148V76L147 77H149V76H151ZM199 75V74H198ZM202 75V74H201ZM233 75V74H232ZM256 75L258 76V74L256 73ZM33 76H36V74L35 75H33ZM81 76V75H80ZM79 76V77H80ZM143 75H141L140 77H142ZM192 76V75H191ZM237 76V75H236ZM76 77V76H75ZM74 77V78H75ZM83 77V76H82ZM81 77V78H82ZM86 77V76H85ZM222 77V76H221ZM230 77V76H229ZM239 77V76H238ZM260 76H258V78H259ZM35 78V77H34ZM60 78V77H59ZM125 78H126V76H125ZM128 78V77H127ZM129 78H130V76H129ZM178 78V77H177ZM180 78V77H179ZM178 78V79H179ZM262 78V77H261ZM37 79V78H36ZM52 79L54 80L55 79V77L53 78L52 77ZM61 79V78H60ZM184 79H185V77H184ZM183 79V80H184ZM45 80H49V79H45ZM57 80H58V78H57ZM63 80V79H62ZM78 80V79H77ZM85 80V79H84ZM115 80V79H114ZM129 80V79H128ZM39 81V80H38ZM47 81L44 83L43 82V80H42V82H43V84H47ZM63 81H65V80H63ZM63 81H61V82H63ZM68 81H70V80H68ZM120 81V80H119ZM152 82H156V81H154V80H151ZM188 81V80H187ZM199 81L202 83V85H204L203 86V88H201V90H203V92H205V98H206V100H208V101H203V102H201V103H199V102H197V103H195V105H193L192 104V100L191 99H188V100H186V101H183V99L184 98H181V97H179L177 94H176V96H177V98H176V100L175 101H177L176 102V104H178V107L176 108L174 105H171L170 106V110H169V112L167 113V112H165L164 114H166L167 113V115H166V121H167V123L168 124H166L165 125V123L163 122V126H165V132L166 133H168V130H169V132H170V134L171 135H173L174 137H175V133H179V131H181V134L180 135H178V139L182 136V134L184 133V132H186L189 128H191L193 131L198 127V125H206V127L207 128H205V127H203V128H201V129H204L205 130V135H207V136H204V137H206V142L208 143V145H209V149H208V151L211 153V156H214V158H213V160L215 159H217V160H219V163L221 164L222 163V165H225L224 163H227L228 164V167H221V171H223V174L224 175H226L228 178H227V180H228V182H229V186L230 187H232L233 185H235L236 183H235V178H236V175H234L233 173H232V170L229 168V166L232 164V165H235L236 164V162L234 163V161H236V160H245L246 161V163L248 164L247 165V171L248 170H250L251 172L252 171H254V169H252V167H251V165H250V162H249V159L250 158H252V159H259L260 160V163H261V165H262V163L264 162V147H263V150L262 149H260V147L258 148V149H256V151L257 150H259V152H260V150H262L261 151V153H259V152H255V151H253L254 150V148L252 147V144H260L259 142H257L258 140H260V139H258L257 137H255L254 136V140L253 141H247V140H241V142L238 144V142H235V140H234V138L236 137L235 135H233L232 134V130H231V128H233V127H230V128H228V126H229V124L230 123H232V121L234 120L235 122L237 121H239V122H241V121H247L248 123H251L252 125H253V127H255V125H258L259 124V121H261V120H263V112H264V110H262V108L264 107V99H262L261 101H260V103L257 105V106H255L254 107V110L251 112V114H250V112H248V111H243V110H239L240 112H238L239 113V116H238V118L237 117H234V118H230V119H227V115L225 116L224 115V113L225 112H227L228 111V108H231V109H233L234 110V108L236 107L235 105H234V102L233 101H230V97H225V96H219L218 97V99H216L215 100V98H216V96H215V98L213 99V101L211 100L212 99V97H213V95H214V91H211V89H210V87H209V83H205V84H203L204 83V81H202L201 80V78L199 79ZM220 81V80H219ZM229 82H230V80H228ZM72 82V81H71ZM81 82V81H80ZM112 82L114 83V81L112 80ZM117 82H118V80H117ZM185 82V81H184ZM232 82V81H231ZM236 82V81H235ZM52 83V82H51ZM54 83V82H53ZM56 83V82H55ZM58 83H60V81L58 82ZM57 83V84H58ZM65 83V82H64ZM69 83L70 82H68V84L67 85H69ZM73 83V82H72ZM88 83H90V80H88V78H87V81L84 83V84H88ZM116 83V82H115ZM128 83V82H127ZM179 83H180V81H179ZM216 83V82H215ZM56 84V85H57ZM83 84V83H82ZM181 84H183V83H181ZM223 84V83H222ZM230 84H232V83H230ZM240 84V83H239ZM238 84V85H239ZM40 85V84H39ZM48 85H50V83L48 84ZM55 85V84H54ZM55 85V86H56ZM115 85H119V84H115ZM123 85V84H122ZM125 85V84H124ZM218 85V84H217ZM234 85V84H233ZM47 86V85H46ZM61 86V85H60ZM59 86V87H60ZM58 87V88H59ZM65 87V86H64ZM70 87H71V85H70ZM150 86H147V89H146V92L149 94V91H150V89L148 90V88H149ZM156 87V86H155ZM233 87V86H232ZM58 88H56V90L58 89ZM66 88H69V87H66ZM157 89H158V87H156ZM189 88H191V86H189ZM189 88H187V90L189 89ZM217 88V87H216ZM222 88V87H221ZM49 89H50V87H49ZM60 89V88H59ZM63 89V88H62ZM124 89H126L125 87H124ZM155 89V88H154ZM218 89V88H217ZM220 89V88H219ZM230 89H231V87H230ZM239 88L238 87H235L233 90H234V93H235V99H236V97L237 96H239V90H238ZM29 90V91H30ZM43 91H44V88L42 89ZM46 90V89H45ZM53 90V89H52ZM61 90V89H60ZM63 90H66V89H63ZM68 90V89H67ZM127 90V89H126ZM224 90V89H223ZM232 90V89H231ZM238 90V91H237ZM242 90V89H241ZM20 91V90H19ZM54 91V90H53ZM72 91V90H71ZM109 91V90H108ZM226 91V90H225ZM55 92V91H54ZM57 92V94L59 93V95H61L60 94V92L61 91H56ZM105 92H107V91H105ZM159 92V91H158ZM214 92V93H213ZM227 92V91H226ZM44 94H47V93H45V91L43 92ZM50 93V92H49ZM51 93H53V92H51ZM50 93V94H51ZM96 93V92H95ZM263 93V92H262ZM50 94H49V97H50ZM62 94H63V92H62ZM68 94V93H67ZM67 94H65V95H67ZM72 94V93H71ZM104 94V93H103ZM106 94V93H105ZM129 94V93H128ZM159 94H161V93H159ZM158 94V95H159ZM213 94V95H212ZM246 94V93H245ZM58 95V96H59ZM95 95V94H94ZM97 95V94H96ZM150 96L152 95L151 93L149 94ZM230 95V94H229ZM243 95V94H242ZM242 95H241V97H242ZM24 96V95H23ZM54 96V95H53ZM68 96L69 95H67V97L66 98H68ZM114 96V95H113ZM126 96V95H125ZM135 96V95H134ZM133 95H132V97H134ZM137 96V95H136ZM34 97H35V95H34ZM59 97H61V96H59ZM88 96H86V98H87ZM92 97V96H91ZM131 97V96H130ZM240 97V96H239ZM260 97V96H259ZM56 98H58V97H56ZM89 98H90V96H89ZM93 98V97H92ZM100 98V97H99ZM112 98V97H111ZM114 98H115V100H117L116 99V97L114 96ZM135 98V97H134ZM179 98V99H178ZM38 99H40V98H38ZM53 99V97H52V95H51V100ZM59 100H60V98H58ZM62 99V98H61ZM82 99V98H81ZM113 99V98H112ZM131 99V98H130ZM150 99V98H149ZM149 99H148V101H149ZM168 99V98H167ZM238 99V98H237ZM57 100V99H56ZM55 100V101H56ZM66 100V99H65ZM89 100V99H88ZM90 100H91V98H90ZM100 100V99H99ZM105 100V99H104ZM114 100V99H113ZM114 100V101H115ZM258 100V99H257ZM52 101H54V100H52ZM61 101H63V99L61 100ZM82 101V100H81ZM84 101V100H83ZM118 101H121V100H118ZM128 101V100H127ZM147 101V104H149V106H152V111L151 112H149V117H150V119H148V121H147V123L148 124H152V123H154L158 118H159V114H158V112H157V110L154 108V106H153V103L151 104V103H149ZM150 101H151V99H150ZM167 101V100H166ZM171 101V100H170ZM253 101V100H252ZM136 102V101H135ZM146 102V101H145ZM180 102H181V104H180ZM58 103V102H57ZM66 103V102H65ZM121 103V102H120ZM172 103V102H171ZM250 103V102H249ZM32 103H29V106L31 105ZM56 104V103H55ZM68 104V103H67ZM86 104H88V103H86ZM93 104V103H92ZM118 104V103H117ZM117 104H114V105H117ZM122 104V103H121ZM121 104H118V105H121ZM147 104H145V105H147ZM43 105V104H42ZM54 105V104H53ZM57 105H59V104H57ZM56 105V106H57ZM63 105V104H62ZM103 105V104H102ZM106 105V104H105ZM108 105V104H107ZM113 105V106H114ZM117 105V106H118ZM124 105V104H123ZM159 105V104H158ZM200 107H199V106ZM209 105V106H208ZM44 106V105H43ZM243 106V105H242ZM53 107H55V106H53ZM62 107V106H61ZM64 107H66V104H65V106ZM86 107V106H85ZM107 107V106H106ZM132 109H133V106H130ZM148 107V106H147ZM146 107V108H147ZM208 107H214L217 111H218V118L216 119V121L214 122L215 123V125H212V116H211V114L210 115H208L207 116V119L205 120V121H199V119L201 118V116H202V119L204 120V116H203V114H204V112H205V110L208 108ZM42 108V107H41ZM57 108V107H56ZM59 108V107H58ZM90 108V107H89ZM88 108V109H89ZM162 108H163V106H162ZM247 108V107H246ZM249 108V107H248ZM46 109V108H45ZM54 109V108H53ZM52 109V110H53ZM83 109H84V107H83ZM107 109V108H106ZM105 109V110H106ZM122 109H124L123 107H120V115L121 114H123L122 113ZM142 109V108H141ZM168 109V108H167ZM166 109V110H167ZM259 109H261L263 112L262 113H260L261 111L259 110ZM58 110H60V109H58ZM130 110V109H129ZM145 110V109H144ZM178 110V112L176 113V116H174L173 117V115H174V113L176 112ZM221 110V111H220ZM56 111V110H55ZM81 111H83V110H81ZM84 111H86V110H84ZM107 111V110H106ZM119 111V110H118ZM52 112H54V111H52ZM60 112V111H59ZM100 112V111H99ZM105 112V111H104ZM115 108H113L110 104H109V112H108V114L109 115H114L115 113ZM130 112V111H129ZM231 112V111H230ZM55 113V112H54ZM88 113V112H87ZM93 113V112H92ZM117 113V112H116ZM82 114V113H81ZM84 114V113H83ZM106 114H107V112H106ZM90 115V114H89ZM214 115H215V113H214ZM234 115V114H233ZM99 120H101V118H104L105 119V114H101V113H99ZM118 116V114L116 115V117ZM164 115H162V117H163ZM49 117V116H48ZM162 117L160 118V119H158L157 120V126H160L161 125V120H162ZM230 117V116H229ZM43 118H45V119H43ZM108 118V117H107ZM113 118H115L114 116H113ZM127 118V117H126ZM129 118H130V115L128 116V121H130L129 120ZM28 119H31V122H32V125H28L27 123L29 122V121H27ZM49 119H50V117H49ZM117 119H119V117H117ZM172 119H174L175 120V125H178V127L180 128V130H178V131H176L174 134H173V132H174V128L173 127H171V128H168L167 129V127H168V125H169V123H170V121L172 120ZM126 120V119H125ZM173 120V121H174ZM183 120H184V122H183ZM115 121V123H116V125H118V120L116 121V120H114ZM121 121H122V118H121ZM127 121V122H128ZM137 121H139V124L138 123H136V124H134V121L132 122V128H128L127 130H128V133H127V131H125V127L126 126H123V130L125 131V133H127L128 134V141L129 142H131V148H130V150H129V152H131L132 151V149L138 144V142L140 143L141 141H140V139H138V135H140V132L139 131H142V127H144V124H143V120H136V122ZM165 121V120H164ZM190 121H191V123H190ZM30 122V123H31ZM44 122H45V124H44ZM49 122V121H48ZM120 122V121H119ZM144 122H146V121H144ZM196 122V123H195ZM238 122V123H239ZM50 123V122H49ZM147 123H146V127L143 129V130H145V131H147V132H150L151 131V129H148V126H147ZM156 123H154V124H152V128L154 127V125L156 124ZM105 124V123H104ZM126 124V123H125ZM173 124V123H172ZM187 124V125H186ZM207 124H208V126H207ZM241 125V124H240ZM244 125V124H243ZM95 125L93 124V127H94ZM111 126V125H110ZM162 126V127H163ZM219 126H220V128H219ZM233 126H235V125H233ZM96 128H94V132L96 133L95 135H99L100 137H101V139H105L104 141H106L104 144H101V143H95L96 145V147H97V150H96V152L98 153V152H106V148L110 145L109 143H110V139H111V137H112V133H114V131L117 129V126H114V127H112L111 129H110V131H106V128L108 127V126H105V125H103V124H101V126H95ZM140 127V128H139ZM249 127V126H248ZM161 128V127H160ZM200 128V127H199ZM199 128H197V129H199ZM258 128V127H257ZM190 129V130H191ZM200 129V130H201ZM238 129V128H237ZM260 129V128H259ZM167 130V131H166ZM191 130V131H192ZM200 130H198V131H200ZM233 130H235V129H233ZM263 130V129H262ZM237 130H235V132H236ZM239 132H240V130H238ZM237 131V132H238ZM246 131V130H245ZM244 131V132H245ZM255 130H253L252 132H254ZM43 132H45V133H43ZM156 132V131H155ZM183 132V133H182ZM203 132V131H202ZM201 132V133H202ZM238 132V133H239ZM249 132H250V130H249ZM256 132V131H255ZM164 133V132H163ZM204 133V132H203ZM242 133V132H241ZM247 133V132H246ZM160 134V133H159ZM169 134V133H168ZM167 134V135H168ZM185 134H188V133H185ZM195 134V133H194ZM200 134V133H199ZM254 134H256V133H253V135ZM259 134V133H258ZM156 135H157V133H156ZM193 135V134H192ZM240 135H242V134H240ZM249 135V134H248ZM250 135H252V134H250ZM253 135L251 136L252 138H253ZM262 135V134H261ZM264 135V134H263ZM144 136V139H143V141H144V143L146 142V137H145V135H143ZM188 136V135H187ZM194 136V135H193ZM224 136V137H223ZM244 136H246V137H248L247 135H244ZM260 136V135H259ZM121 137V136H120ZM120 137H119V139H120ZM190 137V136H189ZM239 137V136H238ZM237 137V138H238ZM177 138H175V139H177ZM187 138V137H186ZM196 138V137H195ZM240 138V137H239ZM90 139V137L88 138V137H86L85 138V140H89ZM181 139V138H180ZM190 139H191V137H190ZM194 139V138H193ZM201 139V138H200ZM227 139V140H226ZM122 140V139H121ZM203 140V141H204ZM225 140L228 142V143H226L225 142ZM115 141V140H114ZM132 141H134V143L132 142ZM142 141V142H143ZM164 141V140H163ZM179 141H181V140H179ZM191 141V140H190ZM201 141V140H200ZM262 141H263V139H262ZM152 142V141H151ZM155 142V141H154ZM172 142H173V140L170 142V143H168L167 144V146L166 147H168V148H165L166 149V156H167V152L168 151H171V153H172ZM264 142V141H263ZM157 143H160L159 141L157 142ZM189 143V142H188ZM190 144V147H191V149L194 151V149L197 147V144H196V142L194 141V142H191V143H189ZM264 144V143H263ZM120 145H121V147H123V145H124V143H122V142H120ZM193 145H195V146H193ZM205 145V144H204ZM207 145V146H208ZM247 146H251L250 147V153L252 154L253 152H254V154H252V155H250V158H248L247 159V155L248 154H246V153H244L243 151H245L246 149V147ZM255 146V148L257 147V145H254ZM261 146V145H260ZM93 147V146H92ZM91 147V148H92ZM98 147H100V149H98ZM177 147V146H176ZM88 148V150L87 151H85V149H87ZM109 148H112V146H109ZM139 148V147H138ZM142 148V147H141ZM197 148H199V147H197ZM60 151V153H61V156H56L58 159H56V157H53L52 156V153L54 152V151ZM186 150H187V148H186ZM189 150V149H188ZM202 150V149H201ZM26 151H29L26 155H31V157L27 160V161H25V162H22L21 160H22V158L25 156V155H21L20 156V162H21V164L19 165V159L17 160L18 162H16V159L14 158L12 161H10V158L12 157V156H14V157H17V155H18V153H21L22 154V152H26ZM135 151H137V148H135L134 150H133V152H131V153H133V154H135ZM141 151V150H140ZM247 151V150H246ZM139 152V151H138ZM176 152H178L177 150H176ZM248 152V153H249ZM90 153H93V152H90ZM161 154H162V152H160ZM186 153V152H185ZM99 154V153H98ZM118 153H115V161L113 162V163H111V164H108L107 166H106V168H105V173L106 172H112V171H114L117 167H118V165L120 164V162H121V156L123 155H121V156H119V154L117 155ZM165 154V153H164ZM176 153H174L173 155H175ZM187 154V153H186ZM186 154L184 155H181L182 156V158H181V162H186ZM189 154V153H188ZM256 154V155H255ZM87 155H88V153H87ZM125 155V154H124ZM123 155V156H124ZM151 155V154H150ZM152 156V155H151ZM164 156V155H163ZM170 156V155H169ZM192 155H188L187 157H191ZM126 157V156H125ZM133 158H136V157H133ZM200 158H202V154L200 153ZM24 159V158H23ZM27 159V158H26ZM144 159V158H143ZM151 159V158H150ZM160 160H161V158H159ZM79 160V159H78ZM139 160H141V158L139 159ZM158 160V159H157ZM214 160V161H215ZM259 160H258V162H259ZM106 161V159H103L102 160V162H105ZM142 161V160H141ZM140 161V162H141ZM143 162V161H142ZM145 162V161H144ZM224 162V163H223ZM241 162V161H240ZM63 163V164H62ZM155 163V162H154ZM216 163V162H215ZM243 163V162H242ZM241 163V164H242ZM60 164H62V165H60ZM239 165V166H237L236 167V170L237 171H242V168H243V165ZM246 165V164H245ZM171 166V165H170ZM221 166V165H220ZM253 166V165H252ZM11 167V166H10ZM59 167L61 168V170H58L59 169ZM94 167V166H93ZM121 167L123 168L124 167V165L122 166V164H121ZM152 167H153V165H152ZM172 167H174V166H172ZM211 167V166H210ZM218 167V166H217ZM232 167V166H231ZM242 167V168H241ZM257 167V166H256ZM4 168V169H5ZM6 168V169H7ZM38 168V167H37ZM134 168H135V166H134ZM164 168V167H163ZM184 168V167H183ZM263 168V167H262ZM3 169V170H4ZM64 169H66L65 170V172L63 171ZM91 169H92V167H91ZM154 169V168H153ZM182 169V168H181ZM211 169H212V167H211ZM244 169V168H243ZM252 169V170H251ZM166 170V169H165ZM187 170V169H186ZM186 170H184V171H186ZM215 170H217V169H215ZM246 170V169H245ZM256 170V169H255ZM261 170V169H260ZM161 171V170H160ZM212 171V170H211ZM249 171V172H250ZM74 172H77V175L79 176L78 178H76V177H74ZM213 172H215V171H213ZM212 172V173H213ZM261 171H259V170H256V171H254V172H252L253 173V177H255L258 173H260ZM4 173V171L3 172H0V175H2ZM6 173V172H5ZM12 173H14V172H12ZM28 173H30V172H28ZM40 173V172H39ZM86 173V172H85ZM119 173H121V172H119ZM145 173V171L144 172H141L140 173V175L142 174H144ZM155 173V172H154ZM212 173L211 172H209L208 174H205L206 175V177H207V179H208V181H207V179H206V183H205V187H207V186H209L210 185V187H211V192H213V193H219V194H222L224 191H222V189L220 188V184H217V181L216 180H218L216 177L217 176H215V174L212 176ZM216 173V172H215ZM244 173V172H243ZM84 174V173H83ZM122 174V173H121ZM175 174V176L168 182V184H167V186H166V188L165 187H163L164 188V192H163V195H169V197H172L171 199H170V203H172L173 202V198L175 197V196H177V195H181V193H185L188 189H189V187H191L190 185L191 184H187L186 183V180L185 181H183V180H181L182 178H179L180 177V175L182 174H177V172H175L174 173ZM237 174V173H236ZM247 174V173H246ZM4 175V177H6L5 176V174H3ZM15 175V174H14ZM18 175H15V176H18ZM32 175V174H31ZM31 175H30V177H31ZM45 175V174H44ZM60 175V174H59ZM204 175V174H203ZM244 176H243V178H245L246 177V175H245V173L243 174ZM11 177L12 176V174L10 175H8V177ZM91 176V177H90ZM123 176V175H122ZM219 176V175H218ZM222 176V175H221ZM241 176V175H240ZM258 176V175H257ZM261 176V175H260ZM3 177V178H4ZM8 177H6V178H8ZM48 177V176H47ZM86 177V178H85ZM118 177H119V175H118ZM120 177H121V175H120ZM166 177H168V176H166ZM1 178L2 177H0V182H1ZM15 178V177H14ZM17 178V177H16ZM15 178V179H16ZM32 178V177H31ZM203 178V177H202ZM221 178V177H220ZM247 178V177H246ZM251 178V177H250ZM249 178V179H250ZM10 179H13L12 177L10 178ZM25 179V178H24ZM30 179V178H29ZM47 179V178H46ZM118 179V178H117ZM212 179H214L213 181H212ZM252 179V178H251ZM14 180V179H13ZM26 180V179H25ZM24 180V181H25ZM31 180V179H30ZM41 180V179H40ZM245 180V179H244ZM253 180V182H254V184H255V179H252ZM17 181V180H16ZM17 181V182H18ZM24 181H23V183H24ZM33 181V180H32ZM49 181H51V180H49ZM250 181V180H249ZM15 182V181H14ZM13 182V183H14ZM18 182V183H19ZM31 182V181H30ZM54 183H56V181H53ZM53 182H52V184H53ZM58 182V181H57ZM61 182V181H60ZM63 182V181H62ZM189 183L191 182V181H188ZM51 183V182H50ZM59 183V182H58ZM57 183V184H58ZM93 183H95V182H92L91 183V185L93 186ZM218 183H221V182H218ZM16 184V183H15ZM20 184V183H19ZM25 184V183H24ZM31 184V183H30ZM30 184H28V185H30ZM48 184H49V182H48ZM56 184V185H57ZM254 184H251V187H250V189L249 190H253V189H255L254 187ZM264 184V183H263ZM34 185V184H33ZM33 185H32V187H33ZM37 185H39V184H37ZM41 185V184H40ZM72 186V188L75 190V188H77V187H75V186ZM115 185V184H114ZM31 186V185H30ZM42 186V185H41ZM51 186V185H50ZM53 186H55V185H53ZM57 187V186H56ZM55 187V188H56ZM257 187V186H256ZM24 188V187H23ZM53 188V187H52ZM59 188V187H58ZM66 188V189H65ZM161 188V187H160ZM213 188V189H212ZM260 188V187H259ZM29 189H30V187H29ZM235 189V188H234ZM26 190V189H25ZM60 190V191H61ZM210 190V189H209ZM10 191V190H9ZM44 191V190H43ZM47 191V190H46ZM50 191V190H49ZM52 191V190H51ZM72 191V190H71ZM93 191V190H92ZM163 191V190H162ZM257 191L258 192H260L259 190H258V188H257V190H256V193H257ZM32 192V191H31ZM35 192V191H34ZM33 192V193H34ZM36 192H39V191H37L36 190ZM56 192V191H55ZM19 193V192H18ZM76 193V192H75ZM190 193V192H189ZM32 194V193H31ZM205 194V193H204ZM258 194V193H257ZM18 195V194H17ZM36 196L38 195V194H35ZM34 195V196H35ZM57 195H58V193H57ZM57 195H55V196H57ZM184 195V194H183ZM226 195V194H225ZM28 196V195H27ZM26 196V197H27ZM40 196V195H39ZM54 196V198H56ZM59 196H64V195H59ZM58 196V197H59ZM137 196V195H136ZM182 196V195H181ZM211 196V195H210ZM215 196V195H214ZM235 196V195H234ZM25 197V196H24ZM29 197V196H28ZM38 197V196H37ZM36 197V198H37ZM92 197V196H91ZM109 197V196H108ZM135 197V196H134ZM140 197H141V195H139L138 197H137V199H138V201L140 200ZM226 197V196H225ZM258 197V196H257ZM256 197V198H257ZM33 198V197H32ZM60 198V197H59ZM62 198V197H61ZM183 198V197H182ZM207 198V197H206ZM206 198H205V196L203 195V207H206V208H208V206H207V203H206ZM209 198H211V197H209ZM214 198V197H213ZM18 199V198H17ZM29 199V198H28ZM136 199V198H135ZM189 199V198H188ZM202 199V198H201ZM27 200V199H26ZM36 200V199H35ZM56 200V199H55ZM88 200V199H87ZM56 201H58V199L56 200ZM55 201V202H56ZM84 201H85V199H84ZM115 201H116V198H115ZM210 201H211V206H212V211L214 212L215 210H216V208L218 209V206H217V204L215 203V201H214V199H210ZM218 201V200H217ZM23 202V201H22ZM32 202V201H31ZM37 202V201H36ZM35 202V203H36ZM59 202V201H58ZM168 202V204L170 205V203ZM183 202V201H182ZM221 202V201H220ZM219 202V203H220ZM19 203V202H18ZM18 203H17V205H18ZM26 203V202H25ZM28 203H29V201H28ZM34 203V202H33ZM93 203V202H92ZM109 203V201L108 200H106L105 201V203L104 204H108ZM185 203V202H184ZM56 204H58V203H56ZM94 204V203H93ZM132 204H134V203H132ZM183 204V203H182ZM1 205V204H0ZM16 205V204H15ZM24 205V204H23ZM35 205V204H34ZM62 205V204H61ZM210 205V204H209ZM231 206H229L228 208L226 207H224V206H222L224 209H226V218H227V221H229V223H228V225H229V227H228V229H227V231H228V237H230V236H234V239H235V236H236V234L238 233V232H240L241 230H240V227H241V223L243 222L242 221V219L243 218H246V217H244L243 215L246 213V210L248 209V207L245 205V202H240L239 200H236L235 201V198H233V201L231 202V204H230ZM6 206V205H5ZM13 206V205H12ZM25 206V205H24ZM33 206V205H32ZM37 206V205H36ZM97 206V205H96ZM133 206V205H132ZM227 206V205H226ZM34 207V206H33ZM32 207V208H33ZM49 207V206H48ZM57 207V206H56ZM60 207V206H59ZM64 207V206H63ZM99 207V206H98ZM170 207V206H169ZM210 207V206H209ZM62 208V207H61ZM65 208V207H64ZM67 208H68V206H67ZM206 208H203V211L206 209ZM8 209H10L9 207H8ZM59 208H57V210H58ZM96 209V208H95ZM95 209H94V211H95ZM211 209V208H210ZM13 210V209H12ZM23 210V209H22ZM26 210H27V208H26ZM29 210V209H28ZM34 210V209H33ZM33 210H31V211H33ZM64 209H62V211H63ZM129 210V209H128ZM17 211V210H16ZM19 211V210H18ZM43 211V210H42ZM68 211V210H67ZM87 211H88V208H87ZM225 211V210H224ZM256 211V210H255ZM13 212V211H12ZM20 212V211H19ZM22 212V211H21ZM99 212V211H98ZM219 212V211H218ZM248 212V211H247ZM28 213H30V212H28ZM27 213V214H28ZM39 213H41V212H39ZM39 213H37L38 215H39ZM58 213H60L61 214V212H58ZM63 213H64V211H63ZM68 213H69V211H68ZM100 213V212H99ZM130 213H131V210H130ZM135 213V212H134ZM208 213V212H207ZM9 214V213H8ZM10 214H11V212H10ZM14 214H16V213H14ZM31 214V213H30ZM55 214V213H54ZM59 214V215H60ZM2 215V214H1ZM36 215V214H35ZM37 215V216H38ZM52 215V214H51ZM62 215V214H61ZM60 215V216H61ZM68 215V214H67ZM89 215V217H90V214H88ZM87 215V216H88ZM98 215V214H97ZM214 216L213 214H209V216ZM224 215V214H223ZM222 215V216H223ZM5 216V215H4ZM10 216V215H9ZM13 216V215H12ZM63 216H65V214H63ZM248 216V215H247ZM258 216H260L261 217V215L259 214ZM27 217V216H26ZM44 217H46V216H44ZM48 217V216H47ZM59 217V216H58ZM66 217V216H65ZM72 217V216H71ZM103 217V219H104V222L105 223H110V225H113V223L114 222H112L110 219H108L106 216H102ZM260 217H257V215L255 216V214H254V217L252 218V219H250V220H255V219H257V218H260ZM39 218V217H38ZM37 218V221L39 220ZM68 218H70V217H67V219ZM90 218H93V217H90ZM107 218V219H106ZM214 218V217H213ZM225 218V219H226ZM2 219V218H1ZM30 220H31V218H29ZM44 219V218H43ZM84 219H86L85 217L83 218V221H84ZM94 219V218H93ZM202 219H203V217H202ZM205 219V218H204ZM210 219H211V217H210ZM215 219V218H214ZM219 219V218H218ZM248 219V218H247ZM261 219V218H260ZM9 220V219H8ZM21 220V219H20ZM27 220V219H26ZM29 220V221H30ZM61 220H63V218L61 217L60 218V221ZM87 220V219H86ZM88 220H89V218H88ZM94 220H96V219H94ZM245 220V219H244ZM40 221V220H39ZM49 221V219L47 220V222ZM70 221H71V218H70ZM91 221H92V219H91ZM96 221H98V223H99V220H96ZM95 221V222H96ZM199 221V220H198ZM209 221V220H208ZM253 221H251V222H253ZM259 221V220H258ZM261 221H262V219H261ZM13 222V221H12ZM24 222V221H23ZM32 222V221H31ZM52 222V221H51ZM88 221H86V222H84V223H86L87 225L89 224V223H87ZM90 222V221H89ZM93 222V221H92ZM156 222V221H155ZM200 222V221H199ZM204 222V221H203ZM215 222V221H214ZM246 222V221H245ZM247 222H249V221H247ZM250 222V223H251ZM260 222V221H259ZM15 223V222H14ZM22 223V222H21ZM35 223H38V222H35ZM62 223V222H61ZM103 223V222H102ZM132 223H134V222H132ZM207 223V222H206ZM216 223H217V221H216ZM222 223H224V222H222ZM10 224V223H9ZM15 224H17V223H15ZM31 224H34V223H31ZM48 224H50V226H51V223H49L48 222ZM54 224V223H53ZM143 224V223H142ZM179 224V223H178ZM199 225H200V223H198ZM209 224V223H208ZM243 225H244V223H242ZM261 224H263V222L261 223ZM12 225H13V223H12ZM30 225V224H29ZM56 225H58L57 223H56ZM84 225V224H83ZM97 225V224H96ZM130 225V224H129ZM181 225H182V227H181V229H182V233H181V235L183 236L184 234H183V224L181 223ZM199 225H197V227L199 226ZM253 225H254V223H253ZM258 225H260V223L258 224ZM3 226V225H2ZM6 226H8V225H6ZM15 226V225H14ZM17 226H20V225H18L17 224ZM27 226V225H26ZM59 226V225H58ZM65 226V225H64ZM72 226V225H71ZM74 226V225H73ZM73 226H72V229H71V231L73 232ZM90 226H91V222H90ZM93 226V225H92ZM91 226V227H92ZM193 226H195V225H191V226H186L187 227V231L184 229V231L185 232H187L185 235H186V238L185 239H187L188 241L187 242H189L190 243V245H191V248H193V249H195L196 250V248H197V244L194 242L195 240H196V236H195V234H196V230H194V227ZM1 227V226H0ZM9 227V226H8ZM12 227V226H11ZM10 227V228H11ZM29 227V226H28ZM30 227H32L31 225H30ZM34 227V226H33ZM75 227V226H74ZM79 227V226H78ZM87 227V226H86ZM135 227V226H134ZM149 227V226H148ZM193 227V228H192ZM215 227V226H214ZM224 227V226H223ZM244 227H247V229L249 228V224L247 225L246 224V226H244ZM251 227V226H250ZM255 227V226H254ZM16 228V227H15ZM25 228V227H24ZM52 228V227H51ZM54 228V227H53ZM52 228V229H53ZM57 228V227H56ZM71 228V227H70ZM82 228V227H81ZM88 228V227H87ZM86 228V229H87ZM191 228H192V230H191ZM213 228V227H212ZM252 228V227H251ZM4 229H6V228H4ZM16 229H18V227L16 228ZM27 229H29V228H27ZM31 229V228H30ZM99 229V228H98ZM136 229V228H135ZM179 229V228H178ZM244 229H246V228H244ZM255 229V228H254ZM33 230V229H32ZM70 230V229H69ZM79 230H81V229H79ZM124 229L122 228V231H123ZM138 230V229H137ZM137 230L135 231V230H132V228H131V230L129 231V233H126L125 232V230L123 231V233H124V236H126V239L129 237V234H130V238L129 239H132V236L133 237H135L136 236V232H137ZM34 231V230H33ZM181 231V230H180ZM189 231H191V233H188ZM195 231V232H194ZM199 231H202V229L200 228V230ZM216 231V230H215ZM220 231V230H219ZM61 232V231H60ZM79 232V231H78ZM90 232H93L92 230L90 231ZM112 232V231H111ZM225 232V231H224ZM253 232H254V230H253ZM63 233V232H62ZM135 233V234H134ZM216 233V232H215ZM257 233H259V232H257ZM77 234V233H76ZM87 234V233H86ZM126 234H128V236L126 235ZM226 234V233H225ZM242 234V233H241ZM67 235V234H66ZM68 235H69V233H68ZM67 235V236H68ZM84 235H85V232H84ZM108 235V234H107ZM199 235V234H198ZM239 235V234H238ZM237 235V236H238ZM79 236V235H78ZM81 236V235H80ZM89 236V235H88ZM223 236L225 237V235L223 234ZM222 236V237H223ZM257 236V235H256ZM259 236V235H258ZM69 237V236H68ZM83 237V236H82ZM107 237H109V235L107 236ZM137 237V236H136ZM255 237V236H254ZM34 238V237H33ZM45 238V237H44ZM102 238V237H101ZM100 238V239H101ZM140 238H142V237H140ZM183 239L182 240H184V237H182ZM226 238H227V236H226ZM225 238V239H226ZM32 239V238H31ZM43 239V238H42ZM99 239V240H100ZM136 239V238H135ZM138 239V238H137ZM229 239V238H228ZM232 239V238H231ZM34 240H36V238L34 239ZM37 240L38 241H40L38 238H37ZM46 239H44L43 241H45ZM105 240H107V238H105ZM115 240V239H114ZM128 240V239H127ZM243 240V239H242ZM241 240V241H242ZM42 241V242H43ZM82 241V240H81ZM88 241V240H87ZM86 241V242H87ZM125 241V240H124ZM134 241V240H133ZM148 241V240H147ZM184 241H186V240H184ZM221 241V240H220ZM236 241V240H235ZM8 242V241H7ZM26 242V241H25ZM30 242V241H29ZM28 242V243H29ZM41 242V241H40ZM39 242V243H40ZM118 242V241H117ZM140 242H141V240H140ZM146 242V241H145ZM186 242V243H187ZM234 242V241H233ZM237 242V241H236ZM256 242V241H255ZM12 244H13V242H11ZM44 243V242H43ZM43 243H41V244H39V246L41 245L42 247H40V250L36 247V249L38 250H36V252H38V254H40L41 252V249H43L44 247H43ZM127 243V242H126ZM198 243H200V242H198ZM11 244V245H12ZM21 244V243H20ZM19 244V245H20ZM23 244H25V243H23ZM22 244V245H23ZM27 244V243H26ZM47 244H48V242H47ZM101 244V243H100ZM108 244V243H107ZM131 244V243H130ZM6 245V244H5ZM14 245V244H13ZM226 245V244H225ZM228 245V244H227ZM236 245V244H235ZM26 246V245H25ZM31 246V245H30ZM36 246H38V245H36ZM83 246V245H82ZM86 246V245H85ZM94 246V245H93ZM101 246H102V244H101ZM171 246V245H170ZM4 247V246H3ZM3 247H2V249H3ZM13 247V246H12ZM18 247V246H17ZM84 247V246H83ZM88 247V246H87ZM104 247V246H103ZM102 247V248H103ZM105 247H106V245H105ZM144 247V246H143ZM9 248V247H8ZM85 248V247H84ZM89 248H90V245H89ZM94 248V247H93ZM138 248V247H137ZM203 248V247H202ZM202 248H201V250H202ZM23 249V248H22ZM46 249H48V248H46ZM113 249V248H112ZM135 249V248H134ZM198 249V248H197ZM4 250H6V249H4ZM11 250V249H10ZM25 250V249H24ZM105 250V249H104ZM109 250V249H108ZM184 251H185V249H183ZM234 250V249H233ZM7 251V250H6ZM16 251H17V249H16ZM22 251V250H21ZM44 250H42V252H43ZM47 251V250H46ZM106 251V250H105ZM110 251V250H109ZM129 251H130V249H129ZM135 251V250H134ZM193 251V250H192ZM221 251H222V249H221ZM18 252V251H17ZM20 252V251H19ZM29 251H27V254H29L28 253ZM35 252V253H36ZM187 252V251H186ZM223 252H224V250H223ZM6 253V252H5ZM8 253H10V252H8ZM20 253H22V252H20ZM26 253V252H25ZM44 253H45V251H44ZM116 253V252H115ZM161 253V252H160ZM184 253V252H183ZM194 253V252H193ZM196 253V252H195ZM7 254V253H6ZM14 254V253H13ZM26 254V256H28ZM31 254V253H30ZM37 254V255H38ZM154 254V253H153ZM17 255V254H16ZM18 255L20 256V258H22L21 257V255L18 253ZM17 255V256H18ZM24 255V254H23ZM36 255V254H35ZM34 255V256H35ZM41 255V254H40ZM39 255V256H40ZM90 255V254H89ZM132 255V254H131ZM136 255V254H135ZM134 255V256H135ZM156 255V254H155ZM160 255V254H159ZM199 255V254H198ZM235 253H234V251H230L229 252V257L230 258H232V259H229L230 261H231V264H233V261H235L236 259H235ZM12 256H14V255H12ZM16 256V257H17ZM25 256V255H24ZM43 256V255H42ZM91 256V255H90ZM161 256V255H160ZM16 257H14V258H16ZM29 257V256H28ZM27 257V258H28ZM88 257V256H87ZM214 257V256H213ZM11 258V257H10ZM18 258V257H17ZM19 258V259H20ZM35 258V257H34ZM33 258V259H34ZM95 258V257H94ZM108 258V257H107ZM134 258H136V257H134ZM153 258H154V255H153ZM199 258H201V256L199 257ZM203 258V257H202ZM29 259V258H28ZM27 259V260H28ZM31 259V258H30ZM37 259H39L38 257H37ZM206 259V258H205ZM9 260V259H8ZM18 260V259H17ZM17 260H15V264H16V261ZM21 260V259H20ZM26 260V259H25ZM113 260H114V258H113ZM123 260V259H122ZM12 262H13V260H11ZM198 261V260H197ZM11 262V263H12ZM32 262H35V259L32 261ZM41 262H43V259H42V261ZM116 262V261H115ZM123 262V261H122ZM236 262V261H235ZM37 263V262H36ZM116 264H117V262H116ZM126 264V263H125ZM199 264V263H198Z\"/></svg>",
	"mask_w": 264,
	"mask_h": 264
},
{
	"label": "snow or ice",
	"instance_id": "snow-or-ice-1",
	"mask_svg": "<svg viewBox=\"0 0 264 264\" xmlns=\"http://www.w3.org/2000/svg\"><path fill=\"white\" fill-rule=\"evenodd\" d=\"M33 2H34V3H43V4H44V9H47L49 12L52 11V9L49 8V6L47 5V3H44V0H33ZM173 2L175 3L176 0H173ZM128 3H129L130 5H133V4L135 3V0H128ZM261 4L264 5V0H261ZM141 6H142V5H141ZM179 7L181 8V10L183 9V5H179ZM175 15L178 17V16H179V13H175ZM61 18H63V17L61 16ZM259 18H260L259 13H257V15L253 16L251 23L248 24L247 27H248V28H251V27L257 22V20H258ZM52 19H53V17H51V16H45V17H44V21L49 22V23H48V27H49V28L53 27V25H52V23H51V20H52ZM27 27H28V26L26 25L25 28H27ZM166 27H167V26H166ZM225 28H227V25L225 26ZM177 34H179V33H177ZM223 35H224V33L222 32V33H221V36H223ZM255 66H256L255 63H253L250 67H248V69H247L248 75H251V73H252L253 69L255 68ZM243 83L246 84L247 81L245 80V81H243Z\"/></svg>",
	"mask_w": 264,
	"mask_h": 264
}]
</instances>
